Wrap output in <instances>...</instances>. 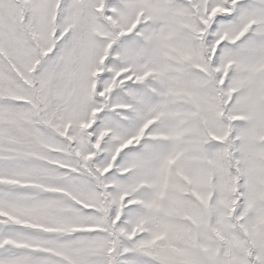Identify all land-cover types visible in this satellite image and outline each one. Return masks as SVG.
<instances>
[{
	"label": "snow or ice",
	"instance_id": "1",
	"mask_svg": "<svg viewBox=\"0 0 264 264\" xmlns=\"http://www.w3.org/2000/svg\"><path fill=\"white\" fill-rule=\"evenodd\" d=\"M0 264H264V0H0Z\"/></svg>",
	"mask_w": 264,
	"mask_h": 264
}]
</instances>
